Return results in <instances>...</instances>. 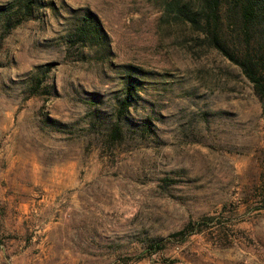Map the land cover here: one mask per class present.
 Here are the masks:
<instances>
[{"label":"rangeland","instance_id":"374dc122","mask_svg":"<svg viewBox=\"0 0 264 264\" xmlns=\"http://www.w3.org/2000/svg\"><path fill=\"white\" fill-rule=\"evenodd\" d=\"M45 1L9 31L0 13V264H264L261 102L178 14L195 3ZM86 12L105 49L72 40ZM129 73L139 90L114 136L93 115L114 119ZM205 214L227 219L120 261Z\"/></svg>","mask_w":264,"mask_h":264},{"label":"trees","instance_id":"16d2710c","mask_svg":"<svg viewBox=\"0 0 264 264\" xmlns=\"http://www.w3.org/2000/svg\"><path fill=\"white\" fill-rule=\"evenodd\" d=\"M192 1L196 7L191 8L189 3H184L178 8V14L198 28L207 45L238 66L252 84L254 93L261 102L264 125V0ZM49 3L45 0H11L1 5L0 13L5 17V30L9 31L21 22L36 17L38 9ZM71 36L73 41L97 46L99 49H105L107 45L104 31L97 17L91 12L84 13L75 23ZM50 66V63L45 64L46 70H43V74ZM40 82L41 79L36 78L34 87ZM136 83V78L131 73L126 75L125 93L115 101L114 119L104 118L97 112L93 115L95 123L111 125V135L118 136L123 122L129 124L126 113L136 102L135 96L139 90ZM139 126L145 132L150 131V118L146 117ZM256 197L255 208H264V181L258 185ZM225 219L226 216L209 214L202 215L198 219L189 218L176 231L165 237L150 239L139 254L122 257L120 261L133 263L149 258L153 254H161L169 244L183 243L190 236L203 234L210 228L219 226Z\"/></svg>","mask_w":264,"mask_h":264}]
</instances>
